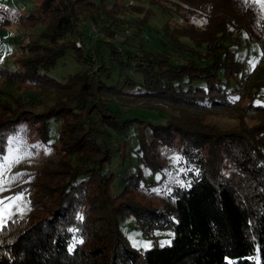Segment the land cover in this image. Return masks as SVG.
Here are the masks:
<instances>
[{"label": "trees", "instance_id": "obj_1", "mask_svg": "<svg viewBox=\"0 0 264 264\" xmlns=\"http://www.w3.org/2000/svg\"><path fill=\"white\" fill-rule=\"evenodd\" d=\"M106 2L43 0L39 14L30 13L25 22L50 17L53 21L43 34L48 45H37L35 49L41 50L21 61L19 72L2 75L10 82L28 78L38 84L56 82L47 73L56 69L71 48L76 49L86 68L70 83L81 86L78 109L86 114L94 106L84 95L86 91L98 97L124 92L171 105L228 109L241 90L238 86H247L241 72L228 67L230 58L222 53L209 57L205 64L190 58L176 62L143 48L121 49L112 44L108 51L89 50L84 55L65 36L84 32L87 26L81 25V16L88 19V14L105 8ZM216 18L208 25L218 27L222 35L236 25L225 15ZM113 72L125 75L123 88L104 81H111ZM128 73L139 76L141 82ZM101 115L107 119L105 112ZM40 117L41 139L49 143L47 124L51 117L61 120L60 145L85 166L70 174L57 190V199L51 203L53 215L15 220L0 227V264H256V257L264 264V123L251 129L210 133L176 122L158 125L109 116L115 120L109 128L123 139L114 149L99 136L107 132L95 127L90 116L71 111V107L56 108ZM20 119L17 115L0 121V150ZM133 129L137 134H130ZM132 138L137 146L131 149L139 163L161 178L148 184L143 171L137 169L136 174L127 175L125 193L109 199L115 181L114 161L119 155L125 165ZM162 148L179 154L177 164L172 160L165 164L178 178L170 191L163 192L168 194L167 200L159 206L137 205L128 199L116 202L121 195L141 189L142 184L154 188L164 184L166 168L159 161L163 159ZM90 192L101 198L98 205L96 200L91 204ZM127 217L134 219L143 237L154 242L153 247L137 250L132 246L120 224ZM164 229L171 230L173 238L161 246L156 230Z\"/></svg>", "mask_w": 264, "mask_h": 264}, {"label": "rangeland", "instance_id": "obj_2", "mask_svg": "<svg viewBox=\"0 0 264 264\" xmlns=\"http://www.w3.org/2000/svg\"><path fill=\"white\" fill-rule=\"evenodd\" d=\"M42 3L43 0H0V121L17 115L21 118L15 125V132L8 135L4 148L0 150V181L5 188L0 192V200H3L0 207L11 204L10 208H5L0 227L15 220L53 215L51 203L57 199V190L65 185L70 174L85 166L83 160L69 156L60 145L61 120L51 117L47 124L49 143L41 139L42 128L38 127L42 126L43 118L40 116L53 109L71 107V111L90 116L95 127L107 132L99 135L101 140L114 149L123 143V139L109 128L110 121L115 122L109 116H117L119 120L140 119L158 125L176 122L190 129L204 128L210 133L251 129L264 123V109L255 107L264 106V8L261 5L245 3L244 0H107L100 12H92L93 15L85 13L89 17L81 16V25L87 26L84 32L65 36L67 41H74V46L84 55L89 50L97 49L98 53L108 51L109 44H112L121 49L143 48L170 56L176 62L190 58L205 64L209 57L222 53L230 58L228 67L241 72L247 84L238 86L241 90L228 109L171 105L124 92L98 97L96 93L88 94L86 91V98L94 102L86 114L85 110L78 109L81 86L70 83L73 76L86 68L80 63L76 49L71 48L67 56L59 60L56 69L47 73L56 82L38 84L29 78L10 82L2 75L7 71L19 72L21 61L33 57V51L41 50L42 47L35 49L37 45H48L43 34L50 17L39 22H25L30 13L39 14ZM219 15L233 18L236 22L235 27L228 28L223 35L217 31L220 30L218 27L208 25ZM91 16L96 21H92ZM118 73H112L111 81L104 79L106 84H119V88H123L125 75L121 77ZM128 75L141 80L132 73ZM101 112H105L107 119ZM130 134L137 133L133 129ZM129 142L132 147L129 145L126 151L125 165H122L119 155L114 161L115 181L108 192L109 199L125 193L127 175L131 172L136 174L137 169L143 171L148 184L161 178L159 173L151 172L139 163L131 149L136 148V139ZM160 155L163 159L159 161L164 164L167 174L164 184L155 188L142 184L141 189L121 195L116 202L128 199L137 205L159 206L167 200L168 194L163 192L170 191L178 178L165 164L169 160L177 164L179 154L162 148ZM19 194H22V199L14 202L9 199ZM90 196H93V199L89 198L92 205L94 200L97 205L101 201L97 196L94 198V192H90ZM96 212L100 214L99 210ZM120 224L135 249L153 247L154 242L142 236L133 218L120 220ZM156 235L161 246L169 244L173 238L171 230L166 229L156 230ZM255 263L261 264L259 257Z\"/></svg>", "mask_w": 264, "mask_h": 264}, {"label": "snow or ice", "instance_id": "obj_3", "mask_svg": "<svg viewBox=\"0 0 264 264\" xmlns=\"http://www.w3.org/2000/svg\"><path fill=\"white\" fill-rule=\"evenodd\" d=\"M244 2L245 3L254 2V3L261 5L262 8H264V0H244ZM252 67H255V63H252ZM2 191H5V188L3 187V182L0 181V192H2ZM9 199L13 202L15 200H20V199H22V194H19L14 198H9ZM0 205H3V200H0ZM10 207H11V204L5 205L4 207H0V224H2V222H3L5 208H10ZM81 219H83V217H81ZM80 242H82V241H80Z\"/></svg>", "mask_w": 264, "mask_h": 264}]
</instances>
